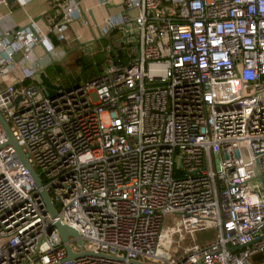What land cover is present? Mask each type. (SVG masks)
<instances>
[{
    "label": "built area",
    "instance_id": "obj_1",
    "mask_svg": "<svg viewBox=\"0 0 264 264\" xmlns=\"http://www.w3.org/2000/svg\"><path fill=\"white\" fill-rule=\"evenodd\" d=\"M10 1L33 0L0 7ZM98 4L100 23L79 0H53L55 22L30 19L0 38L1 76L18 53L52 52L51 35L66 41L76 22L94 39L119 32L88 82L51 96L0 90L56 209L52 218L0 126V264H251L264 252V0H119L113 16L109 0ZM167 215L177 226L163 230ZM57 222L82 246L63 243ZM208 229L213 243L169 255L174 237Z\"/></svg>",
    "mask_w": 264,
    "mask_h": 264
},
{
    "label": "crops",
    "instance_id": "obj_2",
    "mask_svg": "<svg viewBox=\"0 0 264 264\" xmlns=\"http://www.w3.org/2000/svg\"><path fill=\"white\" fill-rule=\"evenodd\" d=\"M53 0H33L30 1L23 7H20L17 3L10 1L8 5L0 7V38L1 34L6 36H12L13 30L17 28H24L28 26L30 19L34 20L39 16H43V20L37 21L40 27H44L46 24H52L55 22L58 17L56 16V10L52 8ZM81 9L86 11L92 20L96 23L102 22V19L105 16V9L98 4V0H79ZM111 2V0H109ZM66 5V2H64ZM69 5V3H67ZM111 11H116L115 14L119 13V8L117 5L112 6ZM66 41L63 44L55 46L52 52L45 53V51L36 47L29 54L27 59L22 58L21 54L18 53L15 55V59L18 62L17 66L14 67L10 73L4 74L0 76V90L4 89L8 85H17L21 83L25 78L24 74L26 71L31 70L32 68H38L34 79H29L33 84L30 86L40 87L43 91L48 94L45 88L40 84L41 77L47 75L45 70L50 65L55 63H59L62 66L63 71L64 63L63 61H67L66 55H68L72 50H78L83 55H92L99 51H105L104 43L101 41L102 38H92L89 31L86 28H82L79 23H74L70 27L69 31L66 33ZM52 36V35H51ZM53 37V36H52ZM55 37V36H54ZM11 38V37H10ZM56 38V37H55ZM6 39V38H5ZM57 39V38H56ZM96 43V44H95ZM68 47H72L71 49H67ZM62 50H61V49ZM99 49V50H97ZM65 68L68 69L67 62L65 64ZM62 71V72H63ZM66 81L72 78V75H67L65 72ZM48 80H50V84L53 87V93L59 88H69L70 86H64L61 84L62 79L59 78L58 74L48 76ZM51 90V91H52ZM49 95V94H48Z\"/></svg>",
    "mask_w": 264,
    "mask_h": 264
},
{
    "label": "trees",
    "instance_id": "obj_3",
    "mask_svg": "<svg viewBox=\"0 0 264 264\" xmlns=\"http://www.w3.org/2000/svg\"><path fill=\"white\" fill-rule=\"evenodd\" d=\"M119 37L118 29L112 30L105 39L101 41L104 43V46H110V48H114L117 43L116 40ZM51 41L53 45L58 46L63 44L64 40H58L54 36H51ZM78 50H72L68 55H66L67 66L73 69H79L77 72V77L71 78L70 80L64 81V86H70L79 84L82 82H88L95 78L100 72L104 64L109 63L112 58V52L110 50H105L104 52L99 51L92 55H83ZM63 71L61 64L55 63L46 68L45 73L47 75H43L41 77L40 86L42 85L46 92L51 96L53 93V87L50 84V80H48V76L54 74H61ZM33 82L28 79H24L21 83L15 85L16 88L28 87ZM52 90V91H51ZM40 181L42 185H44V180L40 177ZM251 264H263L264 263V252L259 253L251 258Z\"/></svg>",
    "mask_w": 264,
    "mask_h": 264
},
{
    "label": "water",
    "instance_id": "obj_4",
    "mask_svg": "<svg viewBox=\"0 0 264 264\" xmlns=\"http://www.w3.org/2000/svg\"><path fill=\"white\" fill-rule=\"evenodd\" d=\"M39 20H43V16H39L38 18H35L33 21L37 22ZM13 34H12V36H10L11 38L9 36L4 35V34H1V37L6 38L8 41L11 42L13 40ZM20 101H22V97L18 96L14 100V103L17 104ZM0 126H1L2 130L4 131L6 138H7V141L3 146H11L15 150L17 156L19 157V159L21 160L23 165L28 169V171H29V173H30V175L34 181L36 188L39 190V194H40V196H41V198L45 204L47 212L50 214V216L52 218H55L56 217L55 206L52 204L50 197L47 194V192L42 189L41 181L39 180V178H38L37 174L34 172V170L31 168V166L28 164L22 150L20 149V147L18 146V144L15 142L14 138L12 137V134L9 130V127H8L7 123L4 121L1 113H0ZM52 229H56V231H57V233H58V235H59V237L63 243H67L69 238H75L77 245L82 246V239L79 237L78 233L74 229L70 228L69 226H66V225H63V224L57 222L52 226ZM229 250H233V248H229ZM66 251H67V258L68 259L76 258V255L71 252L70 247L68 245H66Z\"/></svg>",
    "mask_w": 264,
    "mask_h": 264
},
{
    "label": "rangeland",
    "instance_id": "obj_5",
    "mask_svg": "<svg viewBox=\"0 0 264 264\" xmlns=\"http://www.w3.org/2000/svg\"><path fill=\"white\" fill-rule=\"evenodd\" d=\"M119 4V0H111L110 6H115ZM116 11L110 10V15H115ZM96 44V43H95ZM72 47H68L67 49H71ZM61 49V48H60ZM62 50V49H61ZM99 50V49H97ZM81 54V53H79ZM67 62V61H66ZM65 61L64 63V69L67 75H72V78L77 77V72H79V69H73L71 67H68V69L65 68ZM63 71L61 74H58L59 78L62 79L61 84H64V81L67 79L66 74ZM177 220L178 217L174 215H167L164 218L163 221V230L167 228H172L177 226ZM216 239V230L215 229H208L204 231H199L197 233L191 234V235H186V236H181V237H174L173 242H171L170 247L168 248L169 255H181L185 252L186 249H188L190 246L197 244L200 246L206 245V244H211L215 241ZM74 250H77L76 246H73Z\"/></svg>",
    "mask_w": 264,
    "mask_h": 264
}]
</instances>
